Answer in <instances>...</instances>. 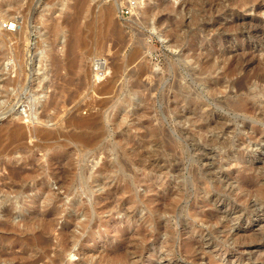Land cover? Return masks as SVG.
I'll use <instances>...</instances> for the list:
<instances>
[{
	"label": "rangeland",
	"instance_id": "374dc122",
	"mask_svg": "<svg viewBox=\"0 0 264 264\" xmlns=\"http://www.w3.org/2000/svg\"><path fill=\"white\" fill-rule=\"evenodd\" d=\"M30 2L0 46V264H264V0H0V26Z\"/></svg>",
	"mask_w": 264,
	"mask_h": 264
},
{
	"label": "bare ground",
	"instance_id": "6f19581e",
	"mask_svg": "<svg viewBox=\"0 0 264 264\" xmlns=\"http://www.w3.org/2000/svg\"><path fill=\"white\" fill-rule=\"evenodd\" d=\"M37 2L40 1V0H36ZM18 4V3H17ZM17 4H12L10 5L11 7L10 8H14L16 9L17 8ZM33 9V6H32V3H28L24 8H22L21 10V19H22V24H24V26L22 27H19V29L17 30L16 28V25H12L13 26V29H14V33L10 32H7L5 30H2L0 28V46H7L8 44L10 45V47L12 48L13 52H14V57L16 59L20 58L21 56V44L22 42L28 40L30 38V35H31V29H28V25H27V19H29V14L31 13L30 11H32ZM8 21V20H7ZM29 24V23H28ZM52 24V23H51ZM1 27V26H0ZM172 42V41H171ZM31 44V43H30ZM1 54V53H0ZM4 54V53H2ZM134 54V53H133ZM3 56V55H1ZM56 66V65H55ZM232 66V65H231ZM228 68V67H227ZM231 68V67H230ZM137 74V73H136ZM141 76V75H140ZM150 78V77H149ZM149 80V79H148ZM257 82L259 83H263L264 82V78H258L257 79ZM239 88V87H238ZM184 94V93H183ZM185 96V95H184ZM185 98V97H184ZM49 105V104H48ZM52 105V104H51ZM55 104L53 105V108H55ZM177 107V106H176ZM59 109V108H58ZM95 118L97 119L96 117V114H91L87 117H80L78 115H76L75 113L71 114L68 119L66 120L67 123L69 125H72L76 128H82V127H92V124L94 123L95 121ZM197 118V117H196ZM94 126V125H93ZM204 130V129H203ZM23 131L21 130H17L16 129V133H15V138L16 139H22L24 136L22 134ZM44 132V135L48 136L49 133L46 132V131H43ZM39 134V133H38ZM21 171H19L20 173ZM18 175V174H17ZM250 175V174H249ZM253 177V176H252ZM19 178V177H17ZM254 178V177H253ZM242 186V185H241ZM29 189H26L25 191H27ZM44 190V189H43ZM42 195H44L45 197L48 195L46 193V190L42 191ZM31 200V199H30ZM33 202V201H32ZM27 204V205H26ZM32 203H21V206L25 207V206H30ZM215 209V208H214ZM3 213L5 214V216L8 217L9 215V212H8V209H4L3 210ZM225 216V215H224ZM210 217V216H209ZM9 225V224H8ZM7 227V226H6ZM223 227V226H222ZM221 228V227H220ZM219 229V228H218ZM224 229V228H223ZM146 237V236H145ZM137 239V238H136ZM193 239V238H192ZM45 240V239H44ZM136 241V240H135ZM201 241V240H200ZM136 243V242H135ZM203 243V242H202ZM135 245V244H134ZM200 246V243L197 242V241H189L187 244H186V247L185 249L187 251H193V248L194 246ZM121 250V249H120ZM132 250V249H131ZM26 255V254H25ZM195 261V260H194ZM199 263V262H198Z\"/></svg>",
	"mask_w": 264,
	"mask_h": 264
},
{
	"label": "built area",
	"instance_id": "2783aa9c",
	"mask_svg": "<svg viewBox=\"0 0 264 264\" xmlns=\"http://www.w3.org/2000/svg\"><path fill=\"white\" fill-rule=\"evenodd\" d=\"M121 15L122 16L129 15V9H127V8L122 9L121 10ZM12 25H14V24L9 23V22L1 24V26H3V28H6V30H9V31L14 30ZM101 63H102L101 61H95L94 62V67H93L94 71L95 72L97 71L96 73L98 75H100V76L103 75V70H100L99 67H98V65H100Z\"/></svg>",
	"mask_w": 264,
	"mask_h": 264
}]
</instances>
